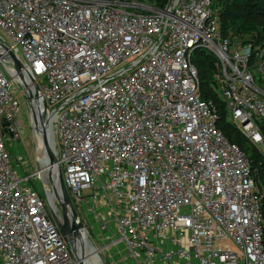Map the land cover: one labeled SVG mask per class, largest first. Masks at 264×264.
Returning a JSON list of instances; mask_svg holds the SVG:
<instances>
[{"label":"built area","instance_id":"built-area-1","mask_svg":"<svg viewBox=\"0 0 264 264\" xmlns=\"http://www.w3.org/2000/svg\"><path fill=\"white\" fill-rule=\"evenodd\" d=\"M212 3L0 0V264H79L49 209L58 181L19 174L8 148L35 86L33 137L39 102L56 177L58 167L73 206L124 261L264 264V174L216 128L192 63L199 49L218 59L229 119L264 163V83L253 75L264 76V51L251 70L252 47L221 35Z\"/></svg>","mask_w":264,"mask_h":264},{"label":"trees","instance_id":"trees-1","mask_svg":"<svg viewBox=\"0 0 264 264\" xmlns=\"http://www.w3.org/2000/svg\"><path fill=\"white\" fill-rule=\"evenodd\" d=\"M131 1V0H120ZM139 4L163 8L168 0H133ZM212 9L218 19L220 33L231 44L253 49L251 70H254L255 54L264 51V0H213ZM192 63L197 70L199 91L203 101L212 102L216 109V128L227 142L237 146L249 160L259 178L264 174L261 154L240 134L229 119L224 101L221 98L219 83L222 80L218 59L204 49L195 52ZM258 85H263L264 76L255 75Z\"/></svg>","mask_w":264,"mask_h":264},{"label":"rangeland","instance_id":"rangeland-1","mask_svg":"<svg viewBox=\"0 0 264 264\" xmlns=\"http://www.w3.org/2000/svg\"><path fill=\"white\" fill-rule=\"evenodd\" d=\"M144 6L152 7L151 5L147 3H142ZM14 95H18L16 90H13ZM20 106H19V122H21V126L19 128V137L18 140H12L10 145L8 146L11 153L16 157L17 166H18V173L19 174H25V175H32L38 170L41 169L40 166V159L43 157V153L41 151V148L38 145L37 140L33 137L32 129L30 127V121H29V109L26 106V103L23 98L19 99ZM50 143L52 147L51 142V135H50ZM53 148V147H52ZM42 170V169H41ZM49 172L46 173V175ZM41 179V177H38ZM37 177L32 178L31 185L34 187V189L41 195L43 200H45V196L42 189V182ZM49 179V175L47 176V180ZM54 193L52 190L46 188L47 190V196L48 201L51 204V209L53 211L50 212L54 216V220L59 225V227L64 228L65 222L63 221V214L60 210V206L57 205L54 198H59L58 192L55 191ZM74 207V206H73ZM76 213L78 214L81 223L83 225L84 232L86 234L87 239L89 240L88 243L90 244L91 248L86 245L84 250V245H81L78 247L77 250L82 253L83 259L88 262V264H96L94 259V253L92 248L95 250V252L98 251V255L100 259L103 261V264H120V261H122L121 264H132L130 260L124 261L126 258V252H124V248L119 245H114V238L110 236L109 233L101 232L97 225L94 223V219L92 216H86L83 214V212H80V210L77 207H74ZM84 213H87V209L84 208ZM108 208L104 209L105 212H108ZM53 212V213H52ZM85 216L88 222H85ZM122 258V260H121Z\"/></svg>","mask_w":264,"mask_h":264},{"label":"water","instance_id":"water-1","mask_svg":"<svg viewBox=\"0 0 264 264\" xmlns=\"http://www.w3.org/2000/svg\"><path fill=\"white\" fill-rule=\"evenodd\" d=\"M9 56H10V58L14 64L16 70L21 71L22 70L21 63L11 54ZM35 91H36L35 97H29V96L23 95V99H24L27 106H30L32 99L36 100V101L38 100L37 99L38 88L36 86H35ZM36 103H37L38 116H39L38 126H37V121L35 120V118L34 117H32V118H33V122L35 123L37 133L40 136V138L42 139V145H43V148H44L45 153L47 154V158H48V170H50V169H53V166L55 164H57V160H56L54 153L49 150V146H48V143H49L48 136H47L48 125H47V122L45 119V112H44L45 106L39 102H36ZM245 124H246V122L244 121L243 125H245ZM3 126L6 127L7 124L4 123ZM4 133H7L11 138L13 137V135L9 132L8 129H4ZM50 176H51V173H49V177ZM57 181H58V194L60 193V195L62 197L57 198L56 203L58 206H60V210L64 216V219L65 220L67 219V221L70 219V222L69 221H68L69 223L65 222V227L61 228V227H59V225L54 220V216H53L54 214L53 215L51 214V216H52L54 223L58 227L62 237L64 238L65 242L68 244L70 251L72 252L75 259L78 261L79 264H84V262L77 255V252H78L77 249H78V247L81 246V242L83 241V236H84L85 232H84L81 220H80L78 214L76 213V211L73 207V204L70 200V197L67 193V190L64 186L61 171L59 170L58 167H57ZM48 204H49V208L51 209V204L50 203H48ZM51 211H52V209H51ZM85 236H86V234H85ZM84 240H85V238H84Z\"/></svg>","mask_w":264,"mask_h":264},{"label":"bare ground","instance_id":"bare-ground-1","mask_svg":"<svg viewBox=\"0 0 264 264\" xmlns=\"http://www.w3.org/2000/svg\"><path fill=\"white\" fill-rule=\"evenodd\" d=\"M47 136H48V141H49V143H48L49 150H50L51 152H53V148L51 147V143H50V133H48ZM37 142H38V145H39V147L41 148V151H42V153H43V157L40 159V166H41L42 171L44 172V176H43V177H44V181H46V180H45V177L48 176L49 173L53 174V176H54V179H53V180L57 181V177H56L55 169H50V170H48V158H47V154L45 153V150H44V148H43V145H42V139L40 138V136H39ZM47 172H49V173L46 175ZM45 183H46V182H45ZM46 191H47V190H46ZM55 191L58 192L57 189H55ZM52 211H53V210H52ZM53 214H54V213H53ZM54 215L56 216V214H54ZM63 221L66 222V223H69V222H70V219L68 220V221H69V222H68L67 219L65 220V219L63 218ZM84 238H85V240H84ZM88 241H89V240L86 238V236H85V234H84V236H83V241L81 242V245H82V244L84 245V250H85L86 245H88V247L91 248V246H90V244L88 243ZM92 250H93V253H94L95 263H96V264H103V261L100 259L99 255L97 254L98 251L95 252V250H94L93 248H92ZM77 251H78V252H77L78 257L84 262V264H88V262L85 261V260L83 259L82 253L79 252V250H77Z\"/></svg>","mask_w":264,"mask_h":264}]
</instances>
